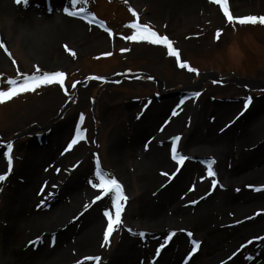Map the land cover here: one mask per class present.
Wrapping results in <instances>:
<instances>
[{"label":"rangeland","instance_id":"obj_1","mask_svg":"<svg viewBox=\"0 0 264 264\" xmlns=\"http://www.w3.org/2000/svg\"><path fill=\"white\" fill-rule=\"evenodd\" d=\"M2 2H6V9ZM67 5L68 0H29L27 6L16 4L15 0H0V39L6 42L11 53L9 57L0 50V87L6 89L9 78L31 74L38 66L42 71L65 72L67 89L65 92L57 84L43 86L0 104V174H7V179L0 182V264H8L7 261L28 264L29 259L19 252L27 248L37 253L43 246L52 252L56 246L65 250L56 260L47 256L43 264H97L86 259L97 256L101 258L99 264H117L115 255L123 244L130 251L128 258L132 264H160L165 258L172 264H205L202 263L207 257L205 249H209L206 246L210 244L212 250L228 241L223 224L233 226L232 221L237 219L235 207L248 195L260 192L255 189L264 190L261 182L247 181L246 192L233 187L226 193L224 178L218 169V154L209 151L213 139L217 138L215 145L226 156L225 169L230 174L242 159V153L255 146L242 145L241 130H224L243 115V120L248 118L261 124L264 25L229 23L214 0H87L78 6L96 17V22L91 24L83 17L67 16L63 12ZM228 6L234 17L264 15V0H228ZM130 8L136 11L139 23L149 24L159 35H166L172 41L180 53V62L198 71L193 73L179 67L176 57L169 56L163 45L124 39L134 31L126 25L136 22ZM218 30L221 31L219 39L216 38ZM127 71L140 75L117 79ZM199 74L203 76L199 78ZM90 77L111 80L103 82L106 80ZM151 78L158 80L160 93ZM85 79L89 83L83 82ZM76 80L83 83L75 89L72 85ZM74 89L72 106L62 117L63 122L70 120V126L61 138L19 135L32 126L42 133ZM196 92L199 95H194ZM247 97L252 99L244 110ZM226 107L230 110L227 116L230 124L222 127V121L216 122L222 112H216ZM173 111L178 115L172 116ZM77 126L85 138L66 152ZM175 136L181 137L179 152L189 157L183 165L171 158ZM12 138L9 173L3 153L7 151L6 140ZM263 140L264 125L253 143ZM152 150L159 152L158 156H166L170 167L151 168V174L159 177L151 186L146 181L140 183L138 176L145 169L143 157ZM97 160L105 172L119 180L127 196V201L122 202V227L111 233L106 245L103 233L107 220L103 212L110 210L114 214V210L107 196L93 203L95 195L100 194L89 183V180L98 182L94 176ZM210 161H214V177L207 173ZM259 163H264V159ZM19 168L35 173L30 176L27 172L21 173ZM182 168L179 181L176 179L172 186H180L183 214H175L168 206L164 208V214L173 217L174 223L155 233L148 221L146 203L152 201L155 208L164 182L174 178ZM213 180L217 182L214 188ZM15 187L28 189L32 202L10 203ZM74 191L78 197L72 195ZM21 205L24 210L20 213ZM85 205L89 206L87 210ZM200 210H203L201 215ZM31 212L41 214V220L24 224L22 233L9 230L10 220L28 219ZM96 217L99 222L95 244L80 249L75 241L78 231L86 230L84 224L88 225ZM205 217H209L206 225L209 231H203L200 236L194 223ZM67 229L73 233H66ZM141 232L145 234L143 237L138 235ZM189 232L191 238L187 235ZM260 238H264V229L240 236L219 259L242 252L235 264H264V239ZM192 239L199 242L195 252ZM157 249H160L159 255ZM217 260L210 264H216Z\"/></svg>","mask_w":264,"mask_h":264},{"label":"bare ground","instance_id":"obj_2","mask_svg":"<svg viewBox=\"0 0 264 264\" xmlns=\"http://www.w3.org/2000/svg\"><path fill=\"white\" fill-rule=\"evenodd\" d=\"M5 3L6 2H2V4H4L3 7L6 9L7 7L5 6ZM46 18L47 17H45V19ZM74 24L76 26L78 25V23L75 21H74ZM156 109H158V108H156ZM221 112H222V115L218 118V120L216 122L219 123L222 121V123H223L222 127H223L224 124L225 125L230 124V123H228V121H230V118H229V120L227 119V116L230 114V110L228 109V107H226L223 110H221L220 112H216V114H219V113L221 114ZM243 116L241 117L242 119L238 118L237 120H235L231 124V126L226 127L224 132L229 131L230 129L232 131L233 130H235V131L241 130L240 137L242 136L241 137L242 145L248 146L250 144V146H252V145H255V146L252 147L251 151L248 150L245 152V154L242 153V159L237 163V165H235L234 170L230 174L227 173L226 169H225L226 163H227L226 158H225L226 156H224L223 152H219L218 148H217L218 145H215L216 142H214V141H217V138L213 139L214 141L212 142V145L210 146V149H209L210 154H214V153H215V155L218 154L216 156L218 169H219L220 177L222 176V178H224L223 183H224V186L226 187V193L231 191V189L233 187L241 189V191H243L242 193L246 192V189L244 188V183L247 181H249V182L258 181V182H261L264 186V183H263L264 182V163H262V164L259 163L262 159H264V140L261 142H256V144L253 143L255 138L258 136L259 130L264 125V115L262 117V120H260L261 124H258L257 121H252L251 119H248V118L245 121V120H243L244 119ZM53 120H54V122H53ZM53 120H52L53 132L51 133L50 137H52L53 139L61 138L62 137L61 134H63V133L65 134L69 128L70 120H68L67 122H63V121L58 122L56 124H55V121H56L55 118ZM212 129L213 128L211 127V130ZM213 145H214V147H213ZM155 151L156 150H152L150 152V154L143 157L145 169H142L143 175L141 173H139L140 176H138V178H139L140 183H143L146 181V184L148 183L147 185L152 186V185L156 184L159 177L151 174V172H150L151 168H153L155 166H160L162 168L170 167V161L167 159V157L166 156H158L159 152L157 153ZM192 153L195 154V152H192ZM193 156H195V155H193ZM255 165H256V167H254ZM183 169L184 168H182L181 171H179L174 178H172V179L169 178L168 181L166 180L164 182L163 188H162L163 191L159 194L158 203H156L155 208L152 205V201H148L146 203V211H147L146 214L148 216V221L150 223V226H152V228H153L152 231H155V233H158L162 227L167 226V225H172L174 223L173 217L170 218L164 214V208L169 207V209L174 210L175 214H177V213L183 214L181 212L182 209L180 208V205L182 204V202H181L182 196H181V193L178 191L179 190L178 188L180 186H179L178 182H177L178 185L175 184L174 187L172 186L173 183L176 181V179L181 174ZM190 170H191V166L188 167V169L186 171L189 172ZM19 171L21 173L27 172L30 176L35 173V172L32 173V171H29L26 168H19ZM36 176L38 177L39 175L36 174ZM141 179H143V180H141ZM259 186H262V185H259ZM27 190L28 189H25V188H23V189L21 188L20 190H18L15 187V191L13 192L12 199H11L10 203L16 204V203L21 202L22 200H27V202H32L33 199L30 198V196L28 194L29 190L28 191ZM251 193H253V192H251ZM72 195H74L75 197H78L79 194L76 191H74V192H72ZM27 205H29V204H27ZM23 210H24L23 205H21L18 212L21 213ZM263 211H264V190H262L258 193L254 192L252 195H248L247 199L244 202L242 201L241 204H238L234 209V215L237 216V219L232 221L233 226L228 227V226H226V223L223 224V229L226 230L225 233L227 234V236L225 237V240L228 239V241H226V243L224 245H222L221 247L218 246L215 249L212 248V250H210L211 245L210 244L207 245L206 248H209L207 250L205 249L207 257L204 259V262H202V263L210 264L214 260L219 259V257L226 250H228L227 248L230 247V245L233 244L238 238H240V236H242L244 234H251V233H254L255 231H259L260 229H264V213L263 214L261 213ZM202 212H203V210L202 211L200 210V212H198V213L201 215ZM169 213H170V210H169ZM177 217H178V220H180V215H177ZM27 218L28 219H24V220L22 219L20 222H18V221L16 222L15 220L8 219V220H10L9 221L10 222L9 230L11 232H15L16 234L22 233L24 230V227L31 220H35L36 222H38L39 220H41L42 215L37 214L36 212L35 213L31 212L30 216ZM208 219H209V217L208 218L205 217L202 221L201 220L199 222L195 221L194 229L198 235L202 236L203 231H209L206 228ZM98 222H99V220L96 217L95 220L88 222V225L84 224V227H86V230L83 231L81 229L78 231V234H77L78 237L76 238L75 241H76V244L79 246L80 249H82L86 246L89 247V246H92L95 244L94 243L95 236H96L95 231H96V224ZM84 223H87V221H85ZM24 224H25V226H23ZM204 227L207 230L203 229ZM71 232H72V229H70V230L67 229L66 233L70 234ZM208 234H209V232H208ZM182 241H180V244L183 243ZM223 241H224V239L222 240V242ZM253 245H254L253 243L250 244L249 249H252L251 247H253ZM43 248H44V246H43ZM43 248H41L40 251L37 253H31L30 251L26 250L27 248L23 251V253L21 251L19 253L23 254V257H26L29 259L28 264H43L47 261V259H48L47 256H51L50 258L53 261V260L60 258L62 255H64V251H65V250H62L61 248H59L58 246H56V248L54 249V252L49 251L48 249L44 250ZM126 248H127L126 245L123 244L120 247V249L118 250V252L116 253L115 259H116L117 264H132L133 263V261L130 260V258H128V255H129L128 252H130V251H127ZM7 249H9V246ZM245 249H247V248H245ZM10 250H7V251H9L8 252L9 255L13 256V254H11L12 251H10ZM241 253L233 254V255L229 254L228 255V256H230L229 259H227L228 256L221 258V259L217 260L218 262H216V264H235V263L239 262V260L242 256ZM10 258H11V256H10ZM160 259H161V257L158 258V261ZM8 260H10V259H8ZM51 260L49 262H51ZM113 261H114V258H113ZM7 263L9 264V261H7ZM160 264H172V263L170 262V260L165 258V259L161 260Z\"/></svg>","mask_w":264,"mask_h":264},{"label":"snow or ice","instance_id":"obj_3","mask_svg":"<svg viewBox=\"0 0 264 264\" xmlns=\"http://www.w3.org/2000/svg\"><path fill=\"white\" fill-rule=\"evenodd\" d=\"M87 0H68V5L63 7V12L70 17H83L84 19H87L88 22L95 23L96 17L93 14H90L86 11L85 7L78 6L80 4L86 3ZM215 3L220 5V7L223 10L224 16L227 18V21L229 23H238L240 25H246V24H261L264 25V15L262 16H255V15H246L241 17H234L228 6V0H214ZM15 3L22 6H27L29 4V0H15ZM129 11L132 12V15L136 17V22H132L126 27H129L131 29H134L133 33L127 37H124V39L133 41V42H148L153 45H163L167 48V52L169 56L176 57L177 62L179 63V67L186 68L189 72L196 73L198 70L196 68L190 67L186 62H180V53L177 49L173 47L172 41L165 35L161 36L159 35L149 24H141L139 23V17L134 9H129ZM107 30V29H106ZM109 35H112V33L109 31ZM221 36V31L218 30L216 32V38L219 39ZM67 49V46H65ZM0 50H3L9 57H11V53L8 51V47L6 45V42L3 39H0ZM122 51H125L122 49ZM73 56L75 55L74 52L71 53ZM105 55H111V53H106ZM12 63H15V60H12ZM65 78L66 74L63 71L59 70H48V71H42L40 67H36L35 70L31 74H21L19 78H9L7 83V88L4 89L3 87H0V104L12 99L13 97H16L20 94L27 93V92H35L37 89L43 87V86H50L53 84L59 85L62 89H64L65 92H67V89L65 88ZM91 79H101V77H90ZM76 83H79V81L74 82L72 87L75 88ZM194 95H199L198 93ZM251 97H247L244 101V110H247L250 103H251ZM183 103V101H181ZM178 113L176 111L172 112V116H176ZM84 117L83 115L80 116V120L83 121ZM163 131V129H161ZM85 137L82 135V130L79 126L76 128L75 132V138H73L70 143L67 145V148L65 151H69L72 149L73 145H75L78 140L84 139ZM180 136H175L172 138V144H171V158L177 162L179 165H183L184 162L189 159V157L184 156L181 154L178 150V142L180 141ZM7 151L3 153L5 158L7 159L8 165H9V173L12 169V143H8L6 145ZM214 161L208 162L207 165V173L208 176L214 177L216 173L212 169V164ZM58 172L59 169H56ZM163 175L167 176L168 173H163ZM95 179L98 181L96 183H93L92 180H89V183L91 184L92 188L98 189L100 194L95 195L93 203L96 201H100L105 196L109 197L111 200V209L105 210L103 212L104 217H106L107 224H106V230L103 233V241L104 244H108L109 238L111 233H113L118 228L122 227V212L124 204L122 202L127 201V196L124 193L123 186L119 182V180L112 176L111 174L105 172L99 164V161L97 160V166L96 171L94 173ZM7 179V174H0V182L5 181ZM216 181H212L213 188L216 186ZM194 190V188L190 189V191ZM256 191H261L262 189L257 188ZM89 206L85 205V210H87ZM259 214V213H258ZM139 236L143 237L145 234L143 232L138 233ZM174 235V233H173ZM187 235L191 238L192 233H187ZM168 239H171V236L168 237ZM264 239V238H260ZM251 243V241H249ZM191 244L193 245L192 251L195 252L196 249L199 247V242L195 239L191 240ZM103 246V245H102ZM164 245H161V248H163ZM160 249H157V255H159ZM86 259L89 260H95L97 264L100 262V257H87ZM78 264H82V262H78Z\"/></svg>","mask_w":264,"mask_h":264},{"label":"flooded vegetation","instance_id":"obj_4","mask_svg":"<svg viewBox=\"0 0 264 264\" xmlns=\"http://www.w3.org/2000/svg\"><path fill=\"white\" fill-rule=\"evenodd\" d=\"M77 85H79V83H76V86H75V89H76V87H77ZM156 87V89H157V86H155ZM75 89H74V92H73V96L76 94V91H75ZM67 101L68 100H66V102H65V105H64V107L62 108V110L65 108V106H66V104H67ZM62 110L56 115V117H55V124L56 123H58V122H62L63 120V115H64V112H62ZM54 118H52V119H50V121L48 122V125H46L45 126V128L46 127H49L47 130H44L45 131V135H51V133L53 132V124H52V120H53ZM53 122H54V120H53ZM54 124V125H55ZM37 130L35 129V127L34 126H32V127H28V129H26V130H24V131H22V132H20L19 133V135L21 134V136L22 135H25V134H27V133H29V132H31V133H29L30 135H28L29 137H36V136H41L42 134H43V132L41 133V132H36ZM36 132V133H35ZM43 136V137H45L46 138V136Z\"/></svg>","mask_w":264,"mask_h":264},{"label":"water","instance_id":"obj_5","mask_svg":"<svg viewBox=\"0 0 264 264\" xmlns=\"http://www.w3.org/2000/svg\"><path fill=\"white\" fill-rule=\"evenodd\" d=\"M203 75H200V78L202 77Z\"/></svg>","mask_w":264,"mask_h":264}]
</instances>
